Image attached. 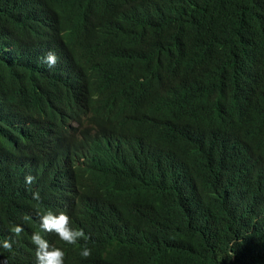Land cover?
<instances>
[{"label":"trees","instance_id":"obj_1","mask_svg":"<svg viewBox=\"0 0 264 264\" xmlns=\"http://www.w3.org/2000/svg\"><path fill=\"white\" fill-rule=\"evenodd\" d=\"M37 209L65 264H264V0H0V264Z\"/></svg>","mask_w":264,"mask_h":264},{"label":"clouds","instance_id":"obj_2","mask_svg":"<svg viewBox=\"0 0 264 264\" xmlns=\"http://www.w3.org/2000/svg\"><path fill=\"white\" fill-rule=\"evenodd\" d=\"M59 57L56 53L49 51L47 55L43 58V63H45L49 68H53L57 65ZM218 176L226 178L221 172L217 173ZM36 177L28 174L25 176V184L31 186L35 183ZM32 199L35 201L41 200L40 192L33 191ZM37 215L40 217V229L41 231H35L31 235V242L35 245L36 251V261L37 264H65L66 252L60 247L50 244L49 241L41 234L44 233H55L60 240L64 241L66 244L79 246L78 242L83 239L87 240L89 237L82 228H73L72 218L66 212L61 211L59 213H54L51 210L40 212L37 209ZM31 217L29 215L23 216V221L25 223L29 222ZM9 231L16 238L13 240L11 238L5 239L2 242V247L6 250L11 251L13 244L18 241L24 232V228L21 224H16L10 227ZM80 256L84 259L91 257L92 250L86 245L80 250Z\"/></svg>","mask_w":264,"mask_h":264}]
</instances>
